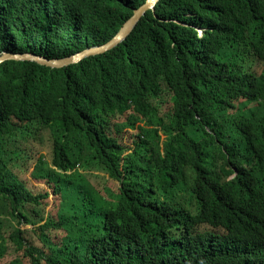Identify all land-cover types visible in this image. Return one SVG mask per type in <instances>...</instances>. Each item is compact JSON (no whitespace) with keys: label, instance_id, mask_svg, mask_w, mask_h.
<instances>
[{"label":"trees","instance_id":"trees-1","mask_svg":"<svg viewBox=\"0 0 264 264\" xmlns=\"http://www.w3.org/2000/svg\"><path fill=\"white\" fill-rule=\"evenodd\" d=\"M147 1L0 0V57L106 44ZM0 264H264V0L1 63Z\"/></svg>","mask_w":264,"mask_h":264},{"label":"water","instance_id":"water-1","mask_svg":"<svg viewBox=\"0 0 264 264\" xmlns=\"http://www.w3.org/2000/svg\"><path fill=\"white\" fill-rule=\"evenodd\" d=\"M160 1L161 0H148L145 5L139 9H136L134 16L126 22L117 36L106 44L85 49L84 51L65 58L55 59H48L44 56H39L34 53H4L3 56L0 57V64L7 60L31 61L51 68H64L70 65L78 64L87 58L105 54L127 40V38L135 31L143 18L148 14V12L154 10Z\"/></svg>","mask_w":264,"mask_h":264},{"label":"rangeland","instance_id":"rangeland-1","mask_svg":"<svg viewBox=\"0 0 264 264\" xmlns=\"http://www.w3.org/2000/svg\"><path fill=\"white\" fill-rule=\"evenodd\" d=\"M34 139L33 138H29V139H26V140H18L16 142L15 145H13L11 148L15 149V151H18L19 153H23V150L26 148V147H32L33 145L31 144V142L33 141ZM40 155H45L47 156V151L46 150H42L40 152ZM41 186V185H40ZM43 187V186H41ZM22 227H30V226H25L23 225Z\"/></svg>","mask_w":264,"mask_h":264}]
</instances>
